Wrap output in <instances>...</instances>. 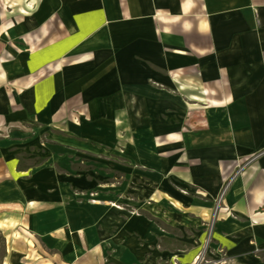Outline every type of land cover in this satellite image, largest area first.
<instances>
[{"label": "crops", "instance_id": "obj_1", "mask_svg": "<svg viewBox=\"0 0 264 264\" xmlns=\"http://www.w3.org/2000/svg\"><path fill=\"white\" fill-rule=\"evenodd\" d=\"M6 30L27 107L188 202L160 203L172 224L193 220L198 245L211 236L205 264H264V0H0V44ZM14 168L0 172L4 264H156L148 223L121 207L86 212L52 168Z\"/></svg>", "mask_w": 264, "mask_h": 264}, {"label": "rangeland", "instance_id": "obj_2", "mask_svg": "<svg viewBox=\"0 0 264 264\" xmlns=\"http://www.w3.org/2000/svg\"><path fill=\"white\" fill-rule=\"evenodd\" d=\"M6 7L9 9L11 5ZM11 35L6 30L3 44H0V60L4 62L2 65L0 63V91L4 92L5 98L0 101V172L2 169L10 170L14 164L19 173L37 174L52 168L60 175L69 177L74 194L84 201L86 212L91 211L94 215L102 205L107 208L121 207L123 213L128 212L126 215H133V218L148 223L153 229L154 232L151 230L153 234L150 235L153 244L150 249L156 255L159 254L156 264H194L198 261V256H201L199 264L213 259L209 246L211 236L205 235L198 245L199 239L194 240L195 232L190 224L193 220L185 217L187 214L180 216L179 224H172L164 218V212L167 211L160 203L164 199L178 210L183 206L187 208L188 202L183 198L180 202L173 200L180 198L178 196L159 195L155 192L157 180H142L137 177L142 171L139 165L122 157L118 161L108 146H97L95 142L82 137H68L60 128L59 115H39L36 114V109L32 110L25 105L23 100L27 99L22 97L28 87L29 73L26 69L18 75L14 72L16 67L13 66ZM14 42L21 51H26L27 47H23L26 46L25 43L17 39ZM50 119L56 123H49ZM253 156L255 155L247 158V161L237 160L234 173L226 182L225 189L241 175ZM122 166L131 167L129 171H133V179L126 178L131 174L122 173ZM176 187L180 195L186 198L197 191L179 185ZM120 192H123L122 196L119 195ZM222 195L215 201V205L221 203ZM107 199H112L113 202L106 201ZM7 254L6 240L0 232V264H4Z\"/></svg>", "mask_w": 264, "mask_h": 264}, {"label": "trees", "instance_id": "obj_3", "mask_svg": "<svg viewBox=\"0 0 264 264\" xmlns=\"http://www.w3.org/2000/svg\"><path fill=\"white\" fill-rule=\"evenodd\" d=\"M2 237V236H1ZM3 239V238H2Z\"/></svg>", "mask_w": 264, "mask_h": 264}, {"label": "bare ground", "instance_id": "obj_4", "mask_svg": "<svg viewBox=\"0 0 264 264\" xmlns=\"http://www.w3.org/2000/svg\"><path fill=\"white\" fill-rule=\"evenodd\" d=\"M117 209V208H116Z\"/></svg>", "mask_w": 264, "mask_h": 264}]
</instances>
